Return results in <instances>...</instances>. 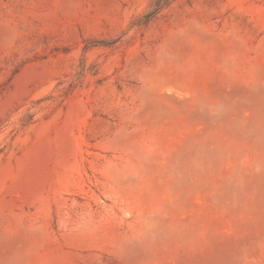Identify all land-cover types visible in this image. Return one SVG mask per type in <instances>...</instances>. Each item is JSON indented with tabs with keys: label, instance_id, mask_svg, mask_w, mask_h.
<instances>
[{
	"label": "rangeland",
	"instance_id": "374dc122",
	"mask_svg": "<svg viewBox=\"0 0 264 264\" xmlns=\"http://www.w3.org/2000/svg\"><path fill=\"white\" fill-rule=\"evenodd\" d=\"M0 0V264H264V0Z\"/></svg>",
	"mask_w": 264,
	"mask_h": 264
},
{
	"label": "trees",
	"instance_id": "16d2710c",
	"mask_svg": "<svg viewBox=\"0 0 264 264\" xmlns=\"http://www.w3.org/2000/svg\"><path fill=\"white\" fill-rule=\"evenodd\" d=\"M174 0H153L152 6L148 13L144 15L143 23H148L153 19L163 8L168 6Z\"/></svg>",
	"mask_w": 264,
	"mask_h": 264
}]
</instances>
